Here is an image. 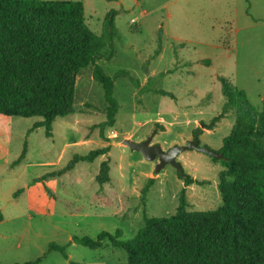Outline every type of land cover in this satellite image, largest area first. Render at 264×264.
I'll list each match as a JSON object with an SVG mask.
<instances>
[{
  "label": "rangeland",
  "instance_id": "374dc122",
  "mask_svg": "<svg viewBox=\"0 0 264 264\" xmlns=\"http://www.w3.org/2000/svg\"><path fill=\"white\" fill-rule=\"evenodd\" d=\"M62 1L83 2L86 24L96 35L102 34L106 16L114 14L120 39L113 44V58L103 57L98 64L111 77L123 71L129 76L115 81L119 112L112 128L101 127L108 104L93 67L77 76L74 114L58 118L50 135L44 126L35 128L41 117L0 121V264L41 257V264H128L126 253L109 242L93 250L73 238L96 240L101 232L120 229L121 239L129 241L144 226L145 215L176 213L184 188L179 172L166 166L156 173L159 161H147L124 140L140 143L155 135L152 145L168 151L194 140L195 130L201 129L199 145L220 152L235 115L229 112L212 130L205 128L223 112L219 77L245 91L261 109L264 0ZM160 29L162 48L157 51ZM108 146L110 152L94 163L79 162L72 171L40 180L66 168L75 155ZM105 160L111 180L101 187L95 178ZM178 162L198 182L186 188L188 210L218 209L221 161L187 150ZM51 243L66 247L68 258L49 251Z\"/></svg>",
  "mask_w": 264,
  "mask_h": 264
},
{
  "label": "trees",
  "instance_id": "16d2710c",
  "mask_svg": "<svg viewBox=\"0 0 264 264\" xmlns=\"http://www.w3.org/2000/svg\"><path fill=\"white\" fill-rule=\"evenodd\" d=\"M162 36L160 29L157 51L162 48ZM118 39L114 14L106 16L102 34L96 35L86 24L85 6L80 1L0 0V121L41 117L43 121L35 128L44 126L50 135L58 118L74 114L77 76L93 67L94 79L103 87L108 104L107 120L101 127H114L119 112L115 81L129 73L111 77L98 61L113 58V44ZM219 81L225 97L223 112L205 128L212 130L229 112L235 115V124L220 150L225 157L220 160L225 169L218 185L222 205L216 210L189 211L186 188L198 182L186 175L181 178L184 188L175 214L145 215L144 226L129 241L121 239L119 229L114 234L101 232L96 240L75 237L74 243L96 250L109 242L126 253L128 264H264V97L258 109L227 78L219 77ZM156 93L172 97L163 90ZM201 133V129L195 130V138ZM110 149L75 155L66 168L40 180L72 171L79 162L92 164ZM110 172V161H103L95 178L101 187L110 182ZM148 189L143 190L144 196ZM49 251L68 258L66 247L51 243ZM43 259L25 264H41Z\"/></svg>",
  "mask_w": 264,
  "mask_h": 264
},
{
  "label": "water",
  "instance_id": "95a60500",
  "mask_svg": "<svg viewBox=\"0 0 264 264\" xmlns=\"http://www.w3.org/2000/svg\"><path fill=\"white\" fill-rule=\"evenodd\" d=\"M154 136L155 135H152L148 139L140 143H136L126 139L123 141V144L129 147L133 152H140L147 161L158 160L159 162L156 166V173L160 172L166 166H172L179 172L181 178H185L186 173L182 164L178 162V157L187 150H197L198 152L206 154L215 160L225 159L222 153L213 152L212 150L206 147H201L199 145L198 138L187 142L184 146H177L171 148L168 151H164L162 146L157 144L152 145Z\"/></svg>",
  "mask_w": 264,
  "mask_h": 264
},
{
  "label": "built area",
  "instance_id": "2783aa9c",
  "mask_svg": "<svg viewBox=\"0 0 264 264\" xmlns=\"http://www.w3.org/2000/svg\"><path fill=\"white\" fill-rule=\"evenodd\" d=\"M114 137H117V134H114Z\"/></svg>",
  "mask_w": 264,
  "mask_h": 264
},
{
  "label": "crops",
  "instance_id": "0c3cea01",
  "mask_svg": "<svg viewBox=\"0 0 264 264\" xmlns=\"http://www.w3.org/2000/svg\"><path fill=\"white\" fill-rule=\"evenodd\" d=\"M2 222V221H1Z\"/></svg>",
  "mask_w": 264,
  "mask_h": 264
}]
</instances>
